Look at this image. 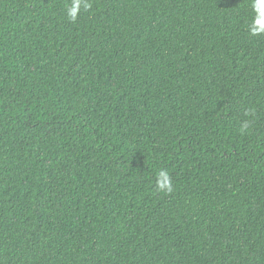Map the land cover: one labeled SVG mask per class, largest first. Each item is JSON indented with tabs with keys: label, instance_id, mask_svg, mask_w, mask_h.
Masks as SVG:
<instances>
[{
	"label": "trees",
	"instance_id": "obj_1",
	"mask_svg": "<svg viewBox=\"0 0 264 264\" xmlns=\"http://www.w3.org/2000/svg\"><path fill=\"white\" fill-rule=\"evenodd\" d=\"M72 2L0 0V264H264L255 0Z\"/></svg>",
	"mask_w": 264,
	"mask_h": 264
},
{
	"label": "clouds",
	"instance_id": "obj_2",
	"mask_svg": "<svg viewBox=\"0 0 264 264\" xmlns=\"http://www.w3.org/2000/svg\"><path fill=\"white\" fill-rule=\"evenodd\" d=\"M81 3L82 0H73L71 7L67 9L66 15L70 20L75 21L77 13L80 10ZM83 6L85 9L90 7L88 3H84ZM253 8L257 15L253 18L250 25V32L255 35L264 31V0H255ZM244 127L246 128L247 124H245ZM157 188L160 191L166 192H170L172 190L168 173L166 171L159 172Z\"/></svg>",
	"mask_w": 264,
	"mask_h": 264
}]
</instances>
